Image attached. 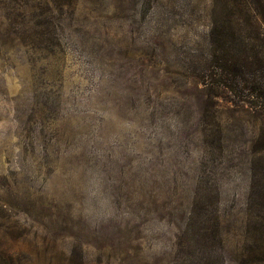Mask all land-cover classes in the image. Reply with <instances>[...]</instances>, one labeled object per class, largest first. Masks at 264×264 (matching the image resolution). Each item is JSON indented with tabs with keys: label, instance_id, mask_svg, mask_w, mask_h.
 <instances>
[{
	"label": "rangeland",
	"instance_id": "1",
	"mask_svg": "<svg viewBox=\"0 0 264 264\" xmlns=\"http://www.w3.org/2000/svg\"><path fill=\"white\" fill-rule=\"evenodd\" d=\"M245 2L0 0V264H247L264 118L196 68Z\"/></svg>",
	"mask_w": 264,
	"mask_h": 264
},
{
	"label": "trees",
	"instance_id": "2",
	"mask_svg": "<svg viewBox=\"0 0 264 264\" xmlns=\"http://www.w3.org/2000/svg\"><path fill=\"white\" fill-rule=\"evenodd\" d=\"M229 8L230 19L209 29L207 54L196 61L197 78L214 97L264 118V0ZM252 154L247 215L258 226L246 262L264 264V129Z\"/></svg>",
	"mask_w": 264,
	"mask_h": 264
}]
</instances>
